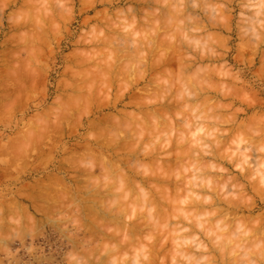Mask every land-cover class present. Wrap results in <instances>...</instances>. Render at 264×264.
<instances>
[{"label":"clouds","instance_id":"9594fccd","mask_svg":"<svg viewBox=\"0 0 264 264\" xmlns=\"http://www.w3.org/2000/svg\"><path fill=\"white\" fill-rule=\"evenodd\" d=\"M0 264H264V0H0Z\"/></svg>","mask_w":264,"mask_h":264}]
</instances>
